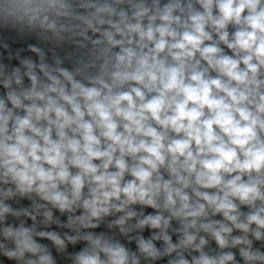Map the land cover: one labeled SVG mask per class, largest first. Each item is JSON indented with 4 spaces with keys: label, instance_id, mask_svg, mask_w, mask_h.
<instances>
[{
    "label": "clouds",
    "instance_id": "clouds-1",
    "mask_svg": "<svg viewBox=\"0 0 264 264\" xmlns=\"http://www.w3.org/2000/svg\"><path fill=\"white\" fill-rule=\"evenodd\" d=\"M0 264H264V0H0Z\"/></svg>",
    "mask_w": 264,
    "mask_h": 264
}]
</instances>
